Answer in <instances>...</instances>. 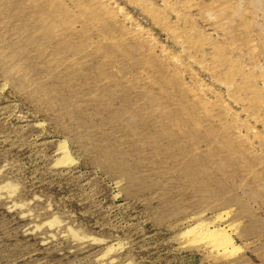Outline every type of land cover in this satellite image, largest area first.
I'll return each instance as SVG.
<instances>
[{"label": "rangeland", "instance_id": "374dc122", "mask_svg": "<svg viewBox=\"0 0 264 264\" xmlns=\"http://www.w3.org/2000/svg\"><path fill=\"white\" fill-rule=\"evenodd\" d=\"M0 264H264V0H0Z\"/></svg>", "mask_w": 264, "mask_h": 264}, {"label": "bare ground", "instance_id": "6f19581e", "mask_svg": "<svg viewBox=\"0 0 264 264\" xmlns=\"http://www.w3.org/2000/svg\"><path fill=\"white\" fill-rule=\"evenodd\" d=\"M64 154V153H63ZM68 155V154H67ZM202 228V230H205L206 231V227H201ZM201 230V229H200ZM201 230V231H202ZM224 231V230H223ZM222 232V231H221ZM226 232V231H225ZM224 232V233H225ZM211 233V232H210ZM209 233V234H210ZM212 234H214V233H212ZM209 236H211V235H209ZM213 238V237H212ZM215 239V238H214ZM219 240H218V243L220 244V245H222V247L224 246V245H226V244H230L231 243V239H229V238H226L225 236H221L220 238H218ZM232 246V245H231ZM228 247V246H227ZM226 247V248H227ZM225 248V249H226Z\"/></svg>", "mask_w": 264, "mask_h": 264}]
</instances>
